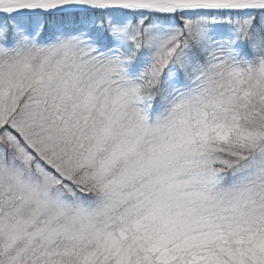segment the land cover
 Returning a JSON list of instances; mask_svg holds the SVG:
<instances>
[{
    "label": "snow or ice",
    "instance_id": "1",
    "mask_svg": "<svg viewBox=\"0 0 264 264\" xmlns=\"http://www.w3.org/2000/svg\"><path fill=\"white\" fill-rule=\"evenodd\" d=\"M0 264H264V0H0Z\"/></svg>",
    "mask_w": 264,
    "mask_h": 264
}]
</instances>
